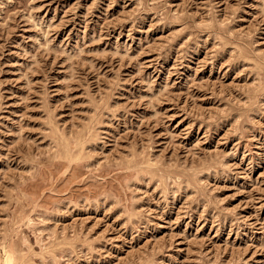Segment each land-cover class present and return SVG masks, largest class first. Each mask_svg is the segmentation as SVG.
Wrapping results in <instances>:
<instances>
[{
    "label": "rangeland",
    "instance_id": "374dc122",
    "mask_svg": "<svg viewBox=\"0 0 264 264\" xmlns=\"http://www.w3.org/2000/svg\"><path fill=\"white\" fill-rule=\"evenodd\" d=\"M6 251L264 264V0H0Z\"/></svg>",
    "mask_w": 264,
    "mask_h": 264
},
{
    "label": "bare ground",
    "instance_id": "6f19581e",
    "mask_svg": "<svg viewBox=\"0 0 264 264\" xmlns=\"http://www.w3.org/2000/svg\"><path fill=\"white\" fill-rule=\"evenodd\" d=\"M66 152V151H65ZM69 153V152H68ZM70 157V156H69ZM10 250H12V249H10ZM6 258H5V263L6 264H14V262H15V264H17V260H15V258L16 257H14L15 255L14 254H12V252H8V251H6ZM24 256V255H23ZM17 259V258H16ZM23 260H24V258H23ZM23 264V263H22Z\"/></svg>",
    "mask_w": 264,
    "mask_h": 264
}]
</instances>
